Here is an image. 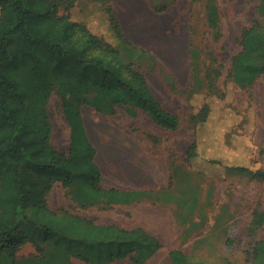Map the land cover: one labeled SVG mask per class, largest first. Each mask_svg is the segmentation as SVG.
Listing matches in <instances>:
<instances>
[{"label": "trees", "instance_id": "1", "mask_svg": "<svg viewBox=\"0 0 264 264\" xmlns=\"http://www.w3.org/2000/svg\"><path fill=\"white\" fill-rule=\"evenodd\" d=\"M259 9L264 11V0H260ZM102 15L115 44L92 33L80 17L60 16L57 4L49 0H0V258L11 264H77L72 259L78 264L123 260L144 264L161 249L158 239L141 228L126 229L67 212L58 214L46 203L57 182L81 207L105 199L129 205L145 195L102 186L97 150L81 116L83 106L105 115L122 108L134 116L140 110L161 129L174 131L179 126L178 116L163 108L144 75L121 59L118 46L130 51L134 46L123 34L112 8L107 7ZM206 17L208 25L215 28L218 13L213 2L206 6ZM260 29L254 20L241 32L240 50L231 61L228 78L240 90L251 88L259 77L264 80ZM55 91L70 128L67 153L50 143L52 126L46 105ZM210 113L205 103L191 117L195 138L186 150L188 168L199 174H210L215 168L234 170L264 182V171L251 169L250 158L231 163L207 155L208 150L226 149L213 133L200 139ZM201 162L205 166L200 167ZM30 209L35 212L28 216ZM263 223L264 211L255 209L247 232L260 229ZM26 244L34 246L35 255L18 263L16 253ZM262 255L264 240L254 244L253 262ZM169 259L172 264L186 263L180 250L170 251Z\"/></svg>", "mask_w": 264, "mask_h": 264}, {"label": "rangeland", "instance_id": "2", "mask_svg": "<svg viewBox=\"0 0 264 264\" xmlns=\"http://www.w3.org/2000/svg\"><path fill=\"white\" fill-rule=\"evenodd\" d=\"M209 2H213L218 13L215 28L207 23L206 6ZM49 3L57 4L60 16L80 17L92 33L115 44V37L102 15L107 7H111L123 34L134 46L130 51L119 45L121 59L133 64V68L144 75L163 108L179 119L178 128L169 131L159 128L140 110L134 116L127 115L122 108L114 115H105L83 106L82 120L88 138L97 150L96 163L108 183L104 181V184L112 187L114 184L110 179L117 172L125 173L128 168L157 166L161 172L165 168L170 172L176 168L171 172V180L179 178L180 183L174 188L171 199L140 198L129 207L105 199L94 206L81 207L71 199L68 189L57 182L46 196L48 208L58 214L67 212L97 224L118 226L122 222L125 225L136 222L133 210L143 212L150 209L167 214V209H172L178 212L177 226L184 225L186 233L206 232L209 210L205 178L208 174L191 171L185 161L186 150L195 138L191 117L205 103L209 105V123L200 132V139L213 133L216 142H224L226 149L208 150L207 155L231 163L250 158L251 169L264 171V80L259 77L251 88L240 90L228 78L232 58L240 50L241 32L258 20L264 38V11L259 9L260 0H49ZM209 94L214 96L209 97ZM46 111L52 126L50 143L59 152L67 153L70 128L56 91L51 94ZM203 144L208 146V141ZM199 166L203 167L205 163L201 162ZM215 170L222 172L215 168L210 174ZM237 189L240 188L236 187L232 192L234 198L230 193L226 199L225 193L228 196L229 191L224 192L223 185L219 186L217 216L221 218L234 212L239 213L238 216L245 215L252 207L264 211V182L257 186L248 184L241 192ZM148 204L154 207H146ZM171 204L173 207L170 208ZM243 204L245 206L241 207ZM34 212L30 209L26 213L31 216ZM192 212H195L194 216ZM190 218L193 222L183 221ZM216 225L213 233L217 249L223 245L219 246L218 242L226 240L234 260L241 262L238 264H245L246 260L247 264H264V255L253 262V246L264 240V226L257 229L256 234L257 230L252 228L245 232L240 224L235 223L227 234L222 223ZM33 255L34 246L26 244L16 253V261L19 263ZM72 261L79 263L75 259ZM0 264L11 262L0 258ZM112 264L134 263L123 260ZM144 264H171V261L162 252Z\"/></svg>", "mask_w": 264, "mask_h": 264}, {"label": "crops", "instance_id": "3", "mask_svg": "<svg viewBox=\"0 0 264 264\" xmlns=\"http://www.w3.org/2000/svg\"><path fill=\"white\" fill-rule=\"evenodd\" d=\"M127 8H130V4H128ZM141 168L142 167H133L128 168L125 173L124 171L117 172L110 179V181L114 184L110 188L134 192H144V200H148L150 198L164 200L167 197L168 199H171L173 195L172 193L174 192V188L178 185V183H180L179 178H177L176 180H171V172L175 171L176 168L171 169V172L167 168H165L164 172H161L159 166H157V168ZM162 173L165 174V177L162 176ZM101 174L102 186L108 189L106 185L108 183H106L105 180L106 178L104 177V174L102 172ZM205 179V181L207 182V198L209 210L207 216L208 227L206 232L204 231L197 235L193 234V232L186 233L184 225L179 226L181 229L180 230L177 226V223L179 224L177 219L178 212H175V210L172 209H167L169 211L167 214L160 213L157 211L152 212L150 209H145L143 210V212H136L133 210V218H137V220H134L136 222H133V224L130 223L128 225H125L122 222L119 223V225L126 229L141 228L158 239L159 243L161 244V249L157 251L151 259H153L154 257H156V255L162 252L166 253L169 256L170 251L180 250L185 257V264L241 263L238 260H234L231 248H229V246H227L225 243L226 240L218 242L219 246H221V244L223 245L221 246V249H217V242L213 231L216 230V223H222L224 225V231H226L228 234L231 232L232 224L237 223L240 224L246 232L247 229L251 227L253 211L255 209L252 207L247 213H244L245 215L238 216L239 213L235 214L234 212V214H232L234 215V217L227 213L220 218L219 215H216L217 200L219 199V186L222 184L224 187V192L229 191L228 196L225 193L226 199H229L230 193V197L234 198V194H232V192L236 190V187H239L240 189L237 190L241 192L242 189H246L248 184L257 186L259 182L245 174H241L239 172L237 173L232 170H222V172L218 173L215 170L212 174H208ZM104 181L106 184H104ZM169 181L170 184H168ZM240 201H242V199H240ZM134 203L135 202L127 206L129 207L131 205H135ZM224 205L225 207H228L227 203H225ZM165 206L169 207V204H166ZM238 206L239 205H237V207ZM244 206L245 204L241 205V207ZM146 207L153 208L154 206H152V204H148V206ZM171 207H173L172 204L170 205V208ZM210 209H213V211L210 212ZM183 221L193 222L192 218ZM177 229L179 231H177ZM257 232L258 230L256 231V234H258Z\"/></svg>", "mask_w": 264, "mask_h": 264}, {"label": "bare ground", "instance_id": "4", "mask_svg": "<svg viewBox=\"0 0 264 264\" xmlns=\"http://www.w3.org/2000/svg\"><path fill=\"white\" fill-rule=\"evenodd\" d=\"M119 7H120V6H119ZM149 41H150V40H149ZM153 43H156V41H153ZM154 45H155V44H154ZM171 45H172V44H171ZM171 45H170V46H171ZM175 47H176V46H175ZM141 169H142V168H141ZM142 172H143V171H142ZM166 233H167V232H166ZM167 234H168V233H167Z\"/></svg>", "mask_w": 264, "mask_h": 264}]
</instances>
